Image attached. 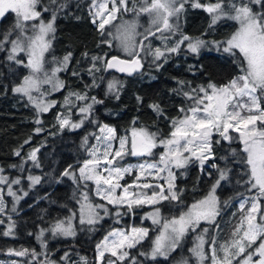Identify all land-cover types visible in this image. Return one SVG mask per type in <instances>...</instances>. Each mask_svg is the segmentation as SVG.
<instances>
[{"label": "snow or ice", "instance_id": "snow-or-ice-1", "mask_svg": "<svg viewBox=\"0 0 264 264\" xmlns=\"http://www.w3.org/2000/svg\"><path fill=\"white\" fill-rule=\"evenodd\" d=\"M186 5L209 14V29H214L221 21H232L235 24L234 31L224 40L213 41L183 34L180 21L186 12ZM65 7L66 2L61 0H48L47 3L44 0H0V19L9 12L15 14L13 27L0 34V51H5V45H9L7 59L28 70V74L23 76L13 91L26 97L38 114L55 107V101L46 100L50 91H60L66 87L58 73L68 70L71 52L62 59L55 56L48 59L55 39L57 14ZM45 13L50 15L45 17ZM89 14L92 23L104 37L101 43L123 53V58L107 54L90 57L91 67L88 71L93 76L91 86H98L95 83V72L114 69L132 75L144 67L145 56H152L153 62H167L168 55L179 52L185 42L188 51L194 54L211 44L233 57V63L237 65L239 72L223 85L209 83L207 86L190 88L186 82L179 81L183 96L191 103L181 107V115L172 119L167 137L146 127L134 126L130 129V134L124 136H118L117 130L107 125L99 127L100 135H95L97 144L91 146V158L84 161L83 166L78 169L79 175L71 170V166L62 174L78 185L83 182L84 189L91 182L95 186V196L106 202L94 203L87 190L81 191L77 198L79 224L94 226L110 214H114L117 217L116 223H119L120 218L127 214L120 211L123 208L130 213L134 207L155 206L163 201H175L178 205H183L182 191L177 189L173 169L186 168L193 160L198 161L203 168L204 163L213 158L214 143L219 144L221 140L229 144L238 143L239 151L233 148L230 154L235 158V163L243 166V180L238 183L247 185L246 191L250 195H244L240 200L238 210L241 215L233 226L231 238L218 242L215 236L209 235L208 227L201 228L202 224L218 227L217 217L221 214V201L216 190L220 182L227 178L229 169H221L213 164L211 167L217 168L219 177L202 198L186 208L182 207L175 215L162 216L159 207H153L146 215V219L158 226L157 234L151 239L149 250H141L139 255L153 261L158 257L167 260L181 247L182 241L190 232L196 233L200 229L193 247L188 250L195 259V264H264V0H209L207 3H201V0H92ZM125 14H131V19H123ZM141 16L148 17L147 26L141 23ZM118 19L121 22L114 23ZM177 33L180 34L179 39L169 44ZM152 37L161 41L160 47L152 46ZM84 56L88 57V53H84ZM49 64L53 66L47 67ZM162 66L156 64L157 68ZM72 75L78 73L73 72ZM45 85L50 86V90L44 88ZM119 86L120 82L115 79L107 84L108 91L114 93L117 99ZM73 97L77 101L92 102L78 108L79 114L83 116L79 122H72L70 117L63 114L58 115L61 129L66 126L80 128L84 120L91 116L93 105L102 103L94 96L89 97L87 93L69 92L64 98L63 106H74ZM150 107L163 115L160 105L152 104ZM36 123L40 124V119ZM36 131L39 132L40 129ZM217 136L220 139L214 140ZM87 144L88 138L85 137L84 145ZM158 147L163 152L155 162L146 161L127 166L120 163L129 155L153 156ZM38 151L39 149H34L28 156L37 167ZM134 171L136 175L133 181L122 184L125 176L132 175ZM2 172L3 169L0 168V173ZM148 177L157 182H149ZM29 180L32 185H36L40 183L41 177L29 176ZM159 180H165L166 187ZM19 183V179L9 182L7 176L0 175V185H8L7 195L16 202L21 197L13 191L11 185ZM147 189L152 191L148 192ZM107 205H112L116 211L111 213ZM4 210L3 189H0V214ZM12 211H16L15 205ZM76 217L77 212H73L65 220H57L49 231L54 237L75 236L73 220ZM2 223L4 221L0 220V224ZM14 228L15 223H9L7 230L0 234L14 236ZM94 230V227H89V231ZM149 231L148 228L136 226L109 231L97 244L95 264H124L125 260H129V264H139L134 256L130 258V250L148 239ZM44 234L45 230L42 229L37 239L41 241L42 247L47 248L43 240ZM8 254L18 257L39 255L35 250L27 248L8 249ZM61 260L65 264H71L68 253ZM11 264L18 262L12 261ZM46 264L56 262L47 261ZM75 264L89 262L82 256ZM176 264H190V261L181 257Z\"/></svg>", "mask_w": 264, "mask_h": 264}, {"label": "trees", "instance_id": "trees-1", "mask_svg": "<svg viewBox=\"0 0 264 264\" xmlns=\"http://www.w3.org/2000/svg\"><path fill=\"white\" fill-rule=\"evenodd\" d=\"M44 2L47 3L48 0ZM61 2H66V7L57 14L52 53L57 59H62L69 52L72 54L68 70L62 73L65 91L87 93L89 97L94 96L102 103L93 105L91 116L84 120L82 128L77 130L61 129L56 124L53 126L55 109L44 115L42 123L37 124L36 109L13 91L27 74L26 68L7 59L8 48L0 51V166L8 172H14L13 169L18 170L22 165H28L29 153L39 149L37 161L40 165L38 173L41 175L39 185L20 205L14 218L15 237L0 234V258L21 260L23 264H28L29 261L31 264H46L47 261L65 264L61 257L68 253L71 264L78 262L82 256L88 259L89 264H95L97 244L109 231L136 226L148 228L149 238L130 250V258L134 256L139 264H176L177 260L188 254L185 249L177 250L167 260L162 258L153 261L139 255L141 250H149L150 241L157 234L158 228L144 219L150 210L145 206L134 207L130 213L126 208L120 209L127 214L120 218L119 223H116L117 217L110 214L101 224L94 227V231H89V226L84 227L72 239L53 240L50 235H45L47 248L42 247L37 236L42 229L48 230L57 220H65L73 212H77L79 205L77 198L81 191L87 190L94 203H102L92 195L91 184L84 189L82 182L78 185L71 178L62 175L69 166L71 170L76 171L88 160L89 150L99 127L112 126L117 130L118 136L129 135L130 129L134 126L146 127L162 137H167L172 119L181 115V107L191 103L183 96L179 81L186 82L190 88L207 86L209 83L223 85L231 80L239 69L233 63V57L217 50L211 44L201 48L198 54L188 51L184 44L181 45L179 52L168 55L167 62L163 60L153 62L152 56H145L143 72L131 78L121 77L109 70L95 72V83L98 86H91L93 76L88 71L91 67L90 57L107 54L120 55L123 58V55L115 47L110 49L101 43L104 37L92 23L89 14L92 0ZM207 2L209 0H201V3ZM44 15L48 17L50 13ZM123 19H131V14H125ZM209 20L207 12L186 5V12L180 21L181 31L185 35L200 37L206 41L224 40L234 31V22L221 21L214 29H209ZM145 21H148L147 16ZM120 22L118 19L114 23ZM14 23L15 14L7 13L0 22V34L11 29ZM205 33L207 34L204 35ZM179 35L177 33L169 42L173 43L175 39H179ZM151 43L154 48L161 46V41L155 37L151 38ZM84 53H88V57H85ZM156 64L163 66L157 68ZM73 72H77L78 75H72ZM114 79L120 82L118 99L107 88L108 82ZM91 102L79 101V104ZM152 104L160 105L163 115L155 112L150 107ZM38 128L41 132L36 134ZM232 135L235 136L236 133ZM85 137L88 138L87 145H84ZM215 139L220 138L217 136ZM29 140L31 142L27 145L26 142ZM239 147L238 143L229 144L221 140L219 144H213V158L207 160L203 168L194 160L186 168L177 169L175 184L177 189L182 191L183 205H178L175 201H163L157 205L162 216L178 214L182 207L186 208L195 200L202 198L219 177L217 168L211 167L216 164L219 168H227L229 171L218 191L221 214L218 216V227L214 228V234L218 242L229 240L233 226L241 215L238 210L240 200L244 195H250L245 184L242 183L238 187L240 184L238 181L243 180V166L235 163V158L230 154L233 148L239 151ZM161 150L158 147L156 152L159 153ZM18 151L20 154L16 155ZM131 179L132 177L129 178ZM107 207L111 213L116 211L109 205ZM4 231L5 226L0 225V233ZM22 248L35 250L39 255L18 257L8 254V249ZM124 264H129V260H125Z\"/></svg>", "mask_w": 264, "mask_h": 264}, {"label": "rangeland", "instance_id": "rangeland-1", "mask_svg": "<svg viewBox=\"0 0 264 264\" xmlns=\"http://www.w3.org/2000/svg\"><path fill=\"white\" fill-rule=\"evenodd\" d=\"M1 20V19H0ZM146 20V16H141L140 17V21H141V23L143 24V25H145V26H147V24H148V21H145ZM232 22V21H231ZM56 23V22H55ZM143 30V29H142ZM141 30V31H142ZM52 44H53V41H52ZM169 44H172V42H169ZM186 44L187 43H185V48H187L186 47ZM6 48H9V45H5V49ZM120 54H122L123 55V53H121V52H119ZM52 56H54V54L51 52V54L49 55V57H48V59L49 60H51V57ZM53 65L52 64H49V65H47V67H52ZM68 67H69V64H68ZM26 71H27V74H28V70L26 69ZM63 72H65V71H63ZM63 72H60V73H58V76H59V78L61 79V80H63V78H62V73ZM26 74V75H27ZM64 81V80H63ZM17 86V85H16ZM44 88H46V89H49L50 90V86H48V85H45L44 86ZM16 94V93H15ZM16 95H18V96H20V97H23V96H21V95H19V94H16ZM68 95V93H66V91H65V88L63 89V90H60V91H50V94L49 95H47L46 96V100H48V101H55L56 102V104H55V107H53V108H51L48 112H46V113H40V114H38V119H40V121H41V123H42V118H43V116L44 115H46V114H48L49 112H51V110L52 109H55V111H56V117H55V122L53 123V126L56 124V125H58L59 127H60V125H59V122H58V120H57V116L58 115H60V114H63L64 116H68V117H70V119H71V121L72 122H79L81 119H83V116L81 115V114H79V112H78V108L80 107V106H83L84 105V103L83 104H79V101H77V100H75V97H73L72 99H73V104H74V106H68V107H65V106H63V101H64V98H65V96H67ZM23 98H25L27 101H28V99L26 98V97H23ZM28 103L32 106V107H34L29 101H28ZM35 108V107H34ZM37 111V110H36ZM84 124V123H83ZM83 126V125H82ZM82 126L80 127V128H82ZM102 126H104V125H102ZM101 126V127H102ZM108 126V125H107ZM109 127H112V126H109ZM61 128V127H60ZM69 129V130H77V129H80V128H77V129H72L71 127H68V126H66V127H64L63 129ZM112 128H114V127H112ZM39 132H41V129H40V131ZM39 132H35L36 134L37 133H39ZM97 135H100V133L98 132V134ZM29 142H31V140H29V141H27L26 142V144L28 145L29 144ZM97 144V141H96V139L94 140V143H93V145L92 146H94V145H96ZM117 147H118V144L116 145ZM162 149V148H161ZM32 150H33V148H32ZM156 150H157V148L154 150V155L153 156H140V157H136V156H126L120 163L121 164H123L124 166H127V165H137V164H140V163H143V162H155V161H157L158 160V158H159V154L160 153H162L163 152V149L158 153V152H156ZM19 152V151H18ZM91 157L89 156V158L88 159H90ZM194 161V160H193ZM28 165H22V167H20L18 170L17 169H13L14 170V172H8L5 168H3V167H1L0 166V168H2L3 169V172L2 173H0V175H4V176H7L8 177V181L9 182H11V181H13V180H17V179H19V181H20V183L19 184H12L11 186H12V189H13V191H15L16 193H17V195L18 196H20L21 197V199L18 201V202H16V201H14V199H13V197H11V196H8L7 195V188H8V185L7 184H2V185H0V189H3V198H4V202H5V210H4V213L3 214H0V220H3L4 221V223H2V224H0V225H3V226H5V231L7 230V227H8V224L9 223H12V222H14V218L17 216V214H18V210H19V207H20V205L29 197V195H30V193H31V191L37 186V185H39V183L38 184H36V185H32L31 184V181L29 180V176H39V177H41V175L38 173V170H40V165H39V167H37L36 166V164H34L33 163V161L32 160H28ZM190 163H192V162H190ZM189 163V164H190ZM83 166V164L81 165V166H79L77 169H76V174H77V176L79 175V172H78V169L80 168V167H82ZM12 170V171H13ZM177 169H173V171L175 172ZM135 175H136V173H135V171L133 172V174L132 175H126L125 176V179L124 180H122L121 181V183L122 184H125V183H131L132 181H133V179H134V177H135ZM130 177H132V179L131 180H129V178ZM148 180H149V182H151V183H156L157 181L156 180H153L151 177H148ZM223 181V180H222ZM222 181L220 182V185L217 187V190H216V194H217V196H218V198H219V200H220V195L218 194V191H219V188H220V186H221V184H222ZM160 184H162V185H165V187H166V184H165V180H159L158 181ZM83 183V182H82ZM88 184H91V186H92V195L94 196V198H96V199H98L99 201H102V200H100L98 197H96L95 196V193H94V185L91 183V182H88ZM242 183H240V184H238V187L241 185ZM247 186V185H246ZM246 189H247V187H246ZM146 191H148V192H151L152 191V189H147ZM27 193V195H24V193ZM89 196H90V194H89ZM90 199H91V197H90ZM221 201V200H220ZM102 203H106L105 201H102ZM102 203H100V204H102ZM15 205V208H16V211L15 212H13L12 211V208H13V206ZM109 206H111V207H113L112 205H109ZM143 206H145V207H149L150 208V210H149V212L148 213H150L152 210H153V207H157V205H155V206H150V205H143ZM78 209H79V205H78ZM78 209H77V217L73 220V226H74V228H75V231H76V235L75 236H70V237H64V236H53L52 235V233L49 231V229L48 230H45V234H44V236L45 235H50L51 237V239H53V240H56V239H66V240H68V239H72V238H75L83 229H84V227H88L89 225H87L86 226V224L85 225H80L79 224V220H78ZM148 213H146L145 214V217H146V215L148 214ZM162 214V213H161ZM72 215V214H71ZM70 215V216H71ZM108 216L109 215H107V216H105L101 221H100V223H98V224H96V225H94L93 227H95V226H97V225H99V224H101L102 222H103V220H105L106 218H108ZM9 217H11V220H9ZM144 217V219H146ZM151 225H153L152 224V221L150 220V219H146ZM217 221H218V218H217ZM153 226H156V225H153ZM89 227H92V226H89ZM156 227H158V226H156ZM203 227H208L209 229H210V232H209V235H211V236H215V234H214V228L216 227V226H214V225H207V224H202L201 225V228H203ZM199 231H200V229H197V232L196 233H192V232H190L186 237H185V239L182 241V244H181V247L180 248H178L177 250H179V249H185L187 252H188V254L185 256H183V257H185V258H188L189 259V261H190V264H195V259L191 256V253L188 251L191 247H193V245H194V242H195V237H196V235H197V233H199ZM41 232V231H40ZM14 233H15V228H14ZM7 237H10V238H14L15 237V235L14 236H7ZM43 240H44V237H43ZM40 241V240H39ZM40 243H41V241H40ZM206 248H207V246H206ZM176 250V251H177ZM173 254V253H172ZM96 256H97V252H96ZM106 259L108 258L107 256L105 257ZM163 257H158L157 259H162ZM12 261H17L18 262V264H23V261H21V260H16V259H11V260H6V259H3V258H0V264H11V262Z\"/></svg>", "mask_w": 264, "mask_h": 264}, {"label": "water", "instance_id": "water-1", "mask_svg": "<svg viewBox=\"0 0 264 264\" xmlns=\"http://www.w3.org/2000/svg\"><path fill=\"white\" fill-rule=\"evenodd\" d=\"M144 67H145V65H144ZM144 67H143L140 71L134 72L132 75H128V74H126V73H122V72H117V71H115L114 69H110L109 71H110V72H114V73L118 74V75L121 76V77L131 78V77H134V76H136V75H140V74L143 72Z\"/></svg>", "mask_w": 264, "mask_h": 264}, {"label": "flooded vegetation", "instance_id": "flooded-vegetation-1", "mask_svg": "<svg viewBox=\"0 0 264 264\" xmlns=\"http://www.w3.org/2000/svg\"><path fill=\"white\" fill-rule=\"evenodd\" d=\"M3 19V18H2ZM2 19L0 20V22L2 21ZM218 218V217H217Z\"/></svg>", "mask_w": 264, "mask_h": 264}]
</instances>
